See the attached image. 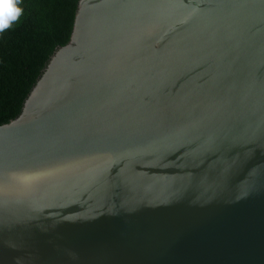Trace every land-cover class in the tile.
<instances>
[{
	"label": "water",
	"instance_id": "1",
	"mask_svg": "<svg viewBox=\"0 0 264 264\" xmlns=\"http://www.w3.org/2000/svg\"><path fill=\"white\" fill-rule=\"evenodd\" d=\"M0 264H264V0H80L0 125Z\"/></svg>",
	"mask_w": 264,
	"mask_h": 264
},
{
	"label": "trees",
	"instance_id": "2",
	"mask_svg": "<svg viewBox=\"0 0 264 264\" xmlns=\"http://www.w3.org/2000/svg\"><path fill=\"white\" fill-rule=\"evenodd\" d=\"M80 0H21L23 15L0 34V125L14 120L50 57L70 41Z\"/></svg>",
	"mask_w": 264,
	"mask_h": 264
},
{
	"label": "clouds",
	"instance_id": "3",
	"mask_svg": "<svg viewBox=\"0 0 264 264\" xmlns=\"http://www.w3.org/2000/svg\"><path fill=\"white\" fill-rule=\"evenodd\" d=\"M20 4L21 0H0V34L20 21L23 15Z\"/></svg>",
	"mask_w": 264,
	"mask_h": 264
}]
</instances>
